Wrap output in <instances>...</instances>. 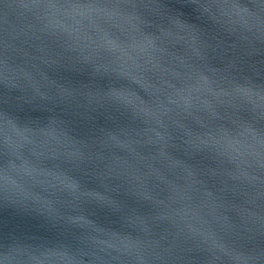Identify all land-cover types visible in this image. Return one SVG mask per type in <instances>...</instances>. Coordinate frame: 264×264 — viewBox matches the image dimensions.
<instances>
[{
    "label": "water",
    "instance_id": "obj_1",
    "mask_svg": "<svg viewBox=\"0 0 264 264\" xmlns=\"http://www.w3.org/2000/svg\"><path fill=\"white\" fill-rule=\"evenodd\" d=\"M258 0H0L4 264H264Z\"/></svg>",
    "mask_w": 264,
    "mask_h": 264
},
{
    "label": "snow or ice",
    "instance_id": "obj_2",
    "mask_svg": "<svg viewBox=\"0 0 264 264\" xmlns=\"http://www.w3.org/2000/svg\"><path fill=\"white\" fill-rule=\"evenodd\" d=\"M30 3L36 5H43V6H81V7H92L96 6L99 3V0H29ZM120 3H129V4H136L146 2V0H117ZM147 2H151V0H147ZM220 3H228L229 0H217ZM258 4L264 8V0H258ZM262 22H264V16L261 17ZM2 47L3 42L0 41V57H2ZM2 62V59H0ZM0 264H4L3 260H0Z\"/></svg>",
    "mask_w": 264,
    "mask_h": 264
}]
</instances>
